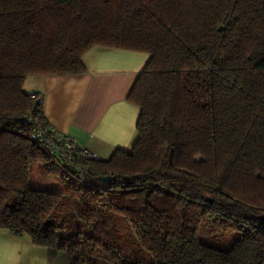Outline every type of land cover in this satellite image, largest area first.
I'll list each match as a JSON object with an SVG mask.
<instances>
[{
    "label": "trees",
    "instance_id": "16d2710c",
    "mask_svg": "<svg viewBox=\"0 0 264 264\" xmlns=\"http://www.w3.org/2000/svg\"><path fill=\"white\" fill-rule=\"evenodd\" d=\"M95 46L148 60L133 144L81 182L32 137L50 124L22 86L85 72ZM34 163L63 190L32 187ZM0 229L71 264H264V0H0Z\"/></svg>",
    "mask_w": 264,
    "mask_h": 264
},
{
    "label": "crops",
    "instance_id": "0c3cea01",
    "mask_svg": "<svg viewBox=\"0 0 264 264\" xmlns=\"http://www.w3.org/2000/svg\"><path fill=\"white\" fill-rule=\"evenodd\" d=\"M147 60L144 52L95 46L82 58L85 72L30 75L22 89L41 93L47 122L104 160L116 149L129 148L136 138L140 108L127 95ZM47 181L40 175L32 177L39 187ZM71 263L64 250L38 246L0 229V264Z\"/></svg>",
    "mask_w": 264,
    "mask_h": 264
},
{
    "label": "built area",
    "instance_id": "2783aa9c",
    "mask_svg": "<svg viewBox=\"0 0 264 264\" xmlns=\"http://www.w3.org/2000/svg\"><path fill=\"white\" fill-rule=\"evenodd\" d=\"M42 99L43 95L40 93L38 101L41 102ZM32 137L51 159L62 162L63 166L74 171L76 179L84 181L85 168L81 162L84 159H95L93 153L75 138L58 132L52 125H49L48 128L37 127Z\"/></svg>",
    "mask_w": 264,
    "mask_h": 264
},
{
    "label": "rangeland",
    "instance_id": "374dc122",
    "mask_svg": "<svg viewBox=\"0 0 264 264\" xmlns=\"http://www.w3.org/2000/svg\"><path fill=\"white\" fill-rule=\"evenodd\" d=\"M39 164H32L30 167V184L32 187L34 188H41V189H45V190H49V191H62L63 189H61V187H63V185L58 182L55 177L57 175L54 174H45L43 171L40 170L39 168ZM37 169V171L35 172V170ZM34 175H40L43 179H48V181L46 182V184L43 187H39L34 185V183L32 182V177ZM58 177V176H57ZM72 199V198H71ZM62 203V201H61ZM75 203L70 200V208L71 206H74ZM68 211L65 212L64 209L59 210V211H55L54 215L57 216V218L61 217L64 212L65 214H68V216L66 217V228H65V232H71V228L75 227L76 229L78 228V225H80V221L73 215V212L68 208ZM48 221V220H47ZM117 227L120 230L121 233H124L125 230V224L123 221H118L117 223ZM88 228V226L86 225H81V230H86ZM74 229V230H76ZM68 230V231H67ZM202 230V229H201ZM203 230H202V234H203ZM234 238V234H230L228 237L222 238V237H217V238H208L207 242H209L210 244L220 247V248H227L230 244V241Z\"/></svg>",
    "mask_w": 264,
    "mask_h": 264
},
{
    "label": "water",
    "instance_id": "95a60500",
    "mask_svg": "<svg viewBox=\"0 0 264 264\" xmlns=\"http://www.w3.org/2000/svg\"><path fill=\"white\" fill-rule=\"evenodd\" d=\"M110 179H111V178H110L109 176H101V177H100V180H102V181H104V182H107V183L110 182Z\"/></svg>",
    "mask_w": 264,
    "mask_h": 264
}]
</instances>
